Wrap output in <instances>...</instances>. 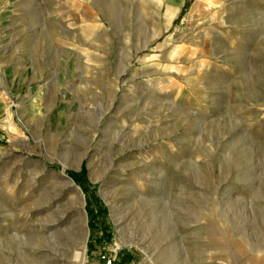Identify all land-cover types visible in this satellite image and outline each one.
I'll return each mask as SVG.
<instances>
[{
    "label": "rangeland",
    "instance_id": "1",
    "mask_svg": "<svg viewBox=\"0 0 264 264\" xmlns=\"http://www.w3.org/2000/svg\"><path fill=\"white\" fill-rule=\"evenodd\" d=\"M101 252L264 264V0H0V264Z\"/></svg>",
    "mask_w": 264,
    "mask_h": 264
},
{
    "label": "built area",
    "instance_id": "2",
    "mask_svg": "<svg viewBox=\"0 0 264 264\" xmlns=\"http://www.w3.org/2000/svg\"><path fill=\"white\" fill-rule=\"evenodd\" d=\"M114 257L106 252H101L97 255L96 259L84 258L76 264H113Z\"/></svg>",
    "mask_w": 264,
    "mask_h": 264
},
{
    "label": "trees",
    "instance_id": "3",
    "mask_svg": "<svg viewBox=\"0 0 264 264\" xmlns=\"http://www.w3.org/2000/svg\"><path fill=\"white\" fill-rule=\"evenodd\" d=\"M71 176L74 178H78L77 176H83V169L80 172H70Z\"/></svg>",
    "mask_w": 264,
    "mask_h": 264
},
{
    "label": "bare ground",
    "instance_id": "4",
    "mask_svg": "<svg viewBox=\"0 0 264 264\" xmlns=\"http://www.w3.org/2000/svg\"><path fill=\"white\" fill-rule=\"evenodd\" d=\"M79 255H80V252H77V253L75 254V257L78 258Z\"/></svg>",
    "mask_w": 264,
    "mask_h": 264
}]
</instances>
